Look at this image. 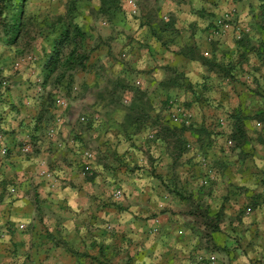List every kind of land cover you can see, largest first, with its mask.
<instances>
[{
    "label": "crops",
    "instance_id": "obj_1",
    "mask_svg": "<svg viewBox=\"0 0 264 264\" xmlns=\"http://www.w3.org/2000/svg\"><path fill=\"white\" fill-rule=\"evenodd\" d=\"M38 1L58 18L74 3L89 59L70 73L69 93L47 86L35 95L38 103L56 93L65 108L55 99L49 112L11 107L26 94L19 86L3 98L6 110L0 104V149L7 150L0 153V227L10 229L5 243L15 249L6 259L1 235L0 264H206L200 255L217 264H264V209L242 220L255 232L243 239L234 233L247 205L241 193L254 194L241 189L250 168L238 147L224 151L215 135L230 128L236 144V129L264 125L261 0H136L137 16L119 0ZM228 13L233 29L216 32ZM41 58L37 72L22 68V89L36 73L42 81ZM73 110L82 111L83 127ZM247 115L254 119L242 120ZM31 116L39 118L36 131ZM26 137L36 151L19 166L12 156ZM84 151L92 153L87 175ZM179 181L184 202L173 196Z\"/></svg>",
    "mask_w": 264,
    "mask_h": 264
},
{
    "label": "rangeland",
    "instance_id": "obj_2",
    "mask_svg": "<svg viewBox=\"0 0 264 264\" xmlns=\"http://www.w3.org/2000/svg\"><path fill=\"white\" fill-rule=\"evenodd\" d=\"M50 4L54 3V0H46ZM40 2L38 0H0V69H1V76L2 80L4 81V84L2 86V91L4 92H9L12 91L14 88L19 86L18 89L21 88L20 93L26 92L28 96H23L21 98V101L17 99V103H14L15 106L22 108V106L25 107V111L27 112L30 108L31 105H28L26 102L28 101V98H36L35 95L38 94V89L42 88L41 87V77L40 73L35 75L34 80L31 82H28L27 85L22 89V85L19 83L22 81L19 79L20 74H22V68L28 67L29 65L32 66L33 68L35 67L36 72L39 70L40 66V61L42 60V56L44 57L45 53L40 52L39 50L41 49L42 46H45L46 50L50 49V45L47 42V37H52L54 36L53 31L50 32L51 30V25L56 23V19L58 17L56 16H49L48 14L46 15L45 12H42L40 9H38ZM59 4H63L62 1H59ZM60 5V6H61ZM20 6L22 9H20ZM46 8V7H45ZM67 8V5H66ZM21 10V23H20V30L19 33L16 35V38L11 41V37L13 36V33H8L7 29L12 26V16L15 18L17 14H19V11ZM233 23V20H232ZM233 26V25H232ZM47 35V36H46ZM52 35V36H50ZM243 40L238 38L237 41L241 42ZM44 48V47H43ZM50 51V50H49ZM39 52V53H38ZM67 52V51H66ZM31 58L30 63H27V59ZM15 62H24L23 66L16 70L14 67ZM34 70V69H33ZM19 84V85H17ZM17 89V90H18ZM34 95V96H33ZM72 96V94H70ZM5 96V95H4ZM79 98V97H78ZM8 98H5L2 101L3 110L8 108V103L10 102L7 100ZM75 100H77L76 97H74ZM33 100V99H32ZM31 100V101H32ZM7 105V107L5 106ZM15 109V108H14ZM13 112V115H18L15 114L14 110H11ZM19 112V111H18ZM2 113H5L2 112ZM72 115L74 116V119L77 122V126H82L83 127V122H81L82 118V111H75L73 110ZM80 113V114H79ZM81 115V116H80ZM27 116V114H26ZM29 116V115H28ZM76 116V117H75ZM249 115L246 116V118H243L242 120H250L254 119L252 117H248ZM183 119L185 122H188L184 115H182ZM14 117H12L13 119ZM187 120V121H186ZM261 123V121H260ZM258 124V121L251 122L250 124H246V126H241L240 129H236L237 136H239L238 142L235 144L233 139H232V132L230 128L228 129H223L220 132L216 133L215 135L220 136L221 139H223L224 145L221 148H226L228 151L232 150L235 146V148H239L240 154L244 156V159L242 160V165L245 166V171L248 172V168H250L251 171V176L250 179L247 176H242L241 177V183L246 184V186L241 187V189H246L247 191H252L254 192L252 198L247 196V194L242 192V198L245 199V202L247 205H244L243 209L237 213V224L235 227L234 233L237 236H240L241 239L242 237H245V235L250 234V231H254L251 229L250 226H252L251 223H244L242 220L243 218H246L248 220H251L250 218L252 214H254L257 209H264L262 204H264V125ZM243 124V123H241ZM235 134V133H234ZM236 135V134H235ZM234 135V136H235ZM25 142L22 141L20 142L19 147H22L24 144H29L31 146V153L29 155H23L21 153H16L15 155L12 156L14 158V162L16 164H19V166L24 165L25 162H28L29 157H31L33 154H35V148L32 147L31 142L29 141V137L25 138ZM243 141V142H242ZM230 142L232 144H230ZM224 148V151H225ZM254 157L253 160L250 159L251 157ZM25 161V162H23ZM202 163L201 161L198 162L197 165H200ZM207 175H205L206 177ZM203 178H201V183L200 185L204 184ZM9 182H7L8 184ZM209 183V181H208ZM6 184V185H7ZM175 191L173 192L174 198L180 200V202H184L185 200H188V195L187 193L183 190L182 184L179 181V185L181 186L178 187L177 184H175ZM14 187V192L11 193L10 191L8 194L11 196L16 194L15 190V184L12 186ZM12 189L11 187L9 190ZM169 194L166 193V195H162L160 202L162 210L165 208V204H167ZM164 204V205H163ZM263 211V210H262ZM26 227L20 226V230H25ZM18 229V230H19ZM153 233L156 232V229L152 230ZM255 232V231H254ZM10 233V229L4 225L2 228L0 227V238L1 235H3L2 240L3 244L5 245V250L9 252L6 256V259H9V256H12L15 253L14 246L12 247V242L9 241L5 243V238L8 236ZM5 235V237H4ZM244 243V242H243ZM1 244V245H3ZM4 250V249H3ZM15 257L13 258V260ZM28 259V258H26ZM1 262H5L4 257H1ZM7 262V260H6ZM20 264H24L23 260L19 261ZM206 263V262H205Z\"/></svg>",
    "mask_w": 264,
    "mask_h": 264
},
{
    "label": "trees",
    "instance_id": "obj_3",
    "mask_svg": "<svg viewBox=\"0 0 264 264\" xmlns=\"http://www.w3.org/2000/svg\"><path fill=\"white\" fill-rule=\"evenodd\" d=\"M23 1V0H22ZM261 6L264 7V0H261ZM113 7V6H111ZM118 8L117 6H114ZM20 9L21 6H20ZM74 10V3L71 2L68 6L66 16L63 18H57L56 23L51 25L50 32L53 31L54 36L47 37V42L50 45V51L45 54L46 56L45 61L42 62L41 67V87L42 89L46 88L47 86L54 89V91H64L69 93L72 89L73 80L72 75L70 74L74 70L77 69H84L86 62L89 59V54L87 53L86 49L84 48L85 44V34L80 30V28L74 23L73 20V11ZM1 15V14H0ZM21 10L19 14L14 18L12 16V26L7 29L8 33H13L11 37V41L16 38V35L19 33L20 30V17ZM47 36V35H46ZM67 51V52H66ZM30 63V61H27ZM4 81L2 80L1 76V69H0V104L3 110L2 101L8 92L2 91V86ZM52 91V90H51ZM2 92V93H1ZM58 93V92H57ZM56 94V93H55ZM55 94L51 92L45 95L41 102L40 100L36 101V98H28L30 101L31 108L30 110H34V105L37 104L39 108H42L44 111L49 112L50 106L52 107L54 104ZM28 96V94H25ZM33 99V100H32ZM32 100V101H31ZM11 107H15L13 103ZM25 108L24 106H22ZM42 110V111H43ZM19 111V110H18ZM39 116V115H38ZM31 119V120H29ZM29 124H32V128L30 131H36L39 129L37 126L39 118L30 117ZM31 121V122H30ZM36 124V126H35Z\"/></svg>",
    "mask_w": 264,
    "mask_h": 264
},
{
    "label": "built area",
    "instance_id": "obj_4",
    "mask_svg": "<svg viewBox=\"0 0 264 264\" xmlns=\"http://www.w3.org/2000/svg\"><path fill=\"white\" fill-rule=\"evenodd\" d=\"M162 2H166L168 0H161ZM120 4H122L123 6H126L128 11H129V14L131 16H137L138 14V6H137V2L136 0H119ZM103 25H105V22H103ZM233 27H232V16L231 14H225L224 17H223V20L221 21V23L218 25V30L216 32H220V33H224V32H227L229 30H232ZM31 58L27 59V61H30ZM24 62H15L14 63V67L16 70L20 69L22 66H23ZM138 84V83H137ZM38 94L41 92V89L38 90ZM37 98V97H36ZM28 105H30V102H26ZM55 105L60 107V108H65L66 107V102H65V99L61 96H57L55 98ZM184 117L188 120L189 119V115L188 114H183ZM60 117L54 119L48 126L47 128V131H46V136L47 138L49 139H52L56 136V129L58 128V124L60 122ZM81 122L83 123H86V119L85 118H81L80 119ZM186 120V121H187ZM18 152L23 154V155H29L31 153V146L29 144H24L22 147H19L18 148ZM0 153L1 154H6L7 153V150L6 149H0ZM83 158L85 160V165L84 167L82 168V173L83 175H87L89 174L90 172V166H89V163L91 160H92V153L89 152V151H84L83 152ZM40 174L42 176H44L45 178H49L50 177V174L47 170L45 169H42ZM11 193L14 192V189H11L10 190ZM121 194L120 192H117L116 193V196L119 197ZM197 261L199 263H203V262H206V264H217L216 263V258L214 256H198L197 257Z\"/></svg>",
    "mask_w": 264,
    "mask_h": 264
}]
</instances>
